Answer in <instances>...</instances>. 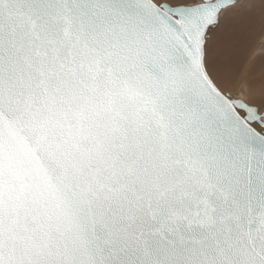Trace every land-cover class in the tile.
Instances as JSON below:
<instances>
[{
    "label": "snow or ice",
    "instance_id": "6c2138e0",
    "mask_svg": "<svg viewBox=\"0 0 264 264\" xmlns=\"http://www.w3.org/2000/svg\"><path fill=\"white\" fill-rule=\"evenodd\" d=\"M264 0H0V264H264Z\"/></svg>",
    "mask_w": 264,
    "mask_h": 264
},
{
    "label": "rangeland",
    "instance_id": "374dc122",
    "mask_svg": "<svg viewBox=\"0 0 264 264\" xmlns=\"http://www.w3.org/2000/svg\"><path fill=\"white\" fill-rule=\"evenodd\" d=\"M245 57L246 62H244L242 68L237 72L241 77H253L255 79H259L262 75H264V61L261 62L262 64H256V60H261V58L264 59V45H262L259 40L250 44ZM252 68H255L256 70H253ZM250 70H252V73Z\"/></svg>",
    "mask_w": 264,
    "mask_h": 264
},
{
    "label": "bare ground",
    "instance_id": "6f19581e",
    "mask_svg": "<svg viewBox=\"0 0 264 264\" xmlns=\"http://www.w3.org/2000/svg\"><path fill=\"white\" fill-rule=\"evenodd\" d=\"M252 42H248V43H246V44H244V45H242L241 47H240V49L238 50V53H237V58H236V68H235V70H236V72H238L241 68H242V65L244 64V62H246L245 60H246V54H247V50H248V48H249V46H250V44H251ZM264 61V59L263 58H261V60H256V64L257 65H259V64H262L261 62H263ZM255 62V61H254ZM255 64V63H254ZM256 65V66H257ZM256 68H259V67H256ZM253 69V68H252ZM253 70H256L255 68L253 69ZM251 71V73H252V70H250ZM255 73V72H254ZM250 74V73H249ZM252 75V74H251Z\"/></svg>",
    "mask_w": 264,
    "mask_h": 264
}]
</instances>
